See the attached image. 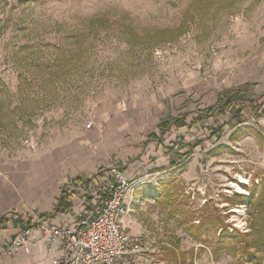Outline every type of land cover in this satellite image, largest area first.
<instances>
[{"label": "rangeland", "instance_id": "1", "mask_svg": "<svg viewBox=\"0 0 264 264\" xmlns=\"http://www.w3.org/2000/svg\"><path fill=\"white\" fill-rule=\"evenodd\" d=\"M191 73L217 91L254 89L219 108L236 87L217 92L197 172L185 163L161 196L137 191L142 250L120 264H264V0H0V163L48 152ZM104 170L92 177L101 188Z\"/></svg>", "mask_w": 264, "mask_h": 264}, {"label": "crops", "instance_id": "2", "mask_svg": "<svg viewBox=\"0 0 264 264\" xmlns=\"http://www.w3.org/2000/svg\"><path fill=\"white\" fill-rule=\"evenodd\" d=\"M232 87L237 86H222L217 91L210 80L202 81L191 73L182 83L165 85L155 96L115 106L94 120L95 128L67 138L48 152L15 164L0 163V264H52L57 251L48 242L33 244L15 255L3 251L35 216H50L56 226L72 224L76 214L89 205L81 183L92 180L100 170L117 164L130 177H143L145 184L134 193L140 201L143 196L138 190L144 188L145 195L183 164L197 172L199 160L206 158L213 142L211 125L220 123L209 109L217 102V92ZM173 119H181L186 126L177 128L171 122L166 130L160 128ZM72 184L75 188L69 190ZM63 191L68 194L61 207ZM131 197L129 191L126 202ZM134 208L137 213L139 207ZM136 219V215L133 220L125 219L132 235L140 232Z\"/></svg>", "mask_w": 264, "mask_h": 264}, {"label": "built area", "instance_id": "3", "mask_svg": "<svg viewBox=\"0 0 264 264\" xmlns=\"http://www.w3.org/2000/svg\"><path fill=\"white\" fill-rule=\"evenodd\" d=\"M246 121L257 122L252 117ZM95 127L94 120L86 126L89 130ZM105 176V185L100 190L93 187L91 179L81 183L82 196L89 205L76 214L72 224L56 226L50 216H35L3 252L15 255L33 244L48 242L57 251L52 264H120L138 255L142 250L141 239L130 233L125 219L133 220L136 214L134 205L143 206L142 201L134 196L135 190L145 184L143 177H130L117 164L107 168ZM73 187L72 184L69 190ZM129 191L132 197L126 202ZM145 195L161 196L160 184L146 190ZM238 213L242 214V210ZM237 223L236 228L248 229L242 219Z\"/></svg>", "mask_w": 264, "mask_h": 264}, {"label": "trees", "instance_id": "4", "mask_svg": "<svg viewBox=\"0 0 264 264\" xmlns=\"http://www.w3.org/2000/svg\"><path fill=\"white\" fill-rule=\"evenodd\" d=\"M181 30L183 31V28H181ZM164 34H166V32H162V35H164ZM158 35L159 34L157 32V33H155V36H153V37L154 38H158ZM153 37L152 36L149 37V35H148V38H152L153 39ZM253 89H254V85H245V86H239V87H236V88L225 90L224 92H222V94H220L216 107L217 108L221 107V103L223 102V100H225L226 105L227 104L231 105L235 100H237L239 98V94L241 92H243L245 95H248V94H250L253 91ZM209 112H212V109H209ZM171 122L177 128H183V127L186 126L185 122L182 121L181 119H173V120H169V121L163 122L161 124L160 128L163 129V130H166L168 127H170V125H172ZM151 137H155L154 134L151 135ZM67 194L68 193L66 191H63L62 197H61V200H60L61 202L59 204L61 207L65 206L64 205L66 203L65 202V200H66L65 196H67ZM66 209H67V207H66ZM228 235L229 234H228L227 230L223 229L221 231L220 237L225 238V237H228ZM236 237L240 238V240H241L239 243H240L241 248H243V250H244L243 252H246L248 249H250V244H249L250 242L248 240V237L243 236V235H241L239 233H236ZM244 254H246V253H244Z\"/></svg>", "mask_w": 264, "mask_h": 264}, {"label": "bare ground", "instance_id": "5", "mask_svg": "<svg viewBox=\"0 0 264 264\" xmlns=\"http://www.w3.org/2000/svg\"><path fill=\"white\" fill-rule=\"evenodd\" d=\"M242 191V190H241ZM239 212V211H238Z\"/></svg>", "mask_w": 264, "mask_h": 264}]
</instances>
